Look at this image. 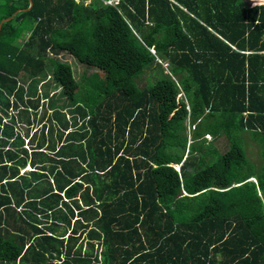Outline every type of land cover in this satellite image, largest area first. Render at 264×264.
Returning <instances> with one entry per match:
<instances>
[{"label":"trees","instance_id":"1","mask_svg":"<svg viewBox=\"0 0 264 264\" xmlns=\"http://www.w3.org/2000/svg\"><path fill=\"white\" fill-rule=\"evenodd\" d=\"M6 19L0 264H264V6L0 0ZM47 105L29 155L4 116Z\"/></svg>","mask_w":264,"mask_h":264},{"label":"rangeland","instance_id":"2","mask_svg":"<svg viewBox=\"0 0 264 264\" xmlns=\"http://www.w3.org/2000/svg\"><path fill=\"white\" fill-rule=\"evenodd\" d=\"M115 2L116 1H114L113 3H115ZM49 56L51 58L54 57V58H57L58 60H61V61L66 62L67 64H70L72 66V69L74 71L75 78H76V80H77L78 83H83L85 81L84 78H83V76H87L88 77V76H91L93 73L98 72L96 69L88 68V67L83 66L75 58H73L72 56H70L69 54H66V53H60V54L49 53ZM164 65H165L164 67L167 66L166 64H164ZM49 76L52 77V73H49L47 79L50 78ZM21 81L23 82V80H21ZM50 83H52V81ZM24 85H26V84H24ZM59 90H60V93H61L62 90L61 89H59ZM41 91L44 94L46 91L48 92V89H45L44 86H43L41 88ZM51 100H52V98H51ZM58 103H59V105L55 102L56 107L58 106V108H56V109L61 110L63 112H66V110H67V113H63V114L66 115V119L67 120L68 119H71L70 121L73 123L74 122L73 121L74 116L71 113H69V110L66 107H64V106L62 107V103L60 101ZM46 109H49V105H47L46 107L42 108L41 111H40V113H30V114H26V116L25 115H22L21 117H19V115H17V113H9L8 116H4L5 117V120L3 121V124L10 123L11 122V118L12 117H15V116H16L17 122L20 121V118L23 119L22 120V122L24 123L23 125H14V126H16V128H18V130L21 133L22 137L24 136V139H25V149L28 151L29 155L32 152V148H33V147H31V143L28 142L30 140L31 132H34L35 136H38L43 126L44 127L45 126L46 127L50 126L49 125V121L50 120H48V118H50V116L52 115V113H49V112L43 113V112L46 111ZM26 117L27 118L29 117L30 120L32 121V123L30 125H28L26 123V120H27ZM54 119H55L54 120V125H56L57 128L59 126L61 127V123H59L58 120H56V118H54ZM44 121L47 124H45ZM51 121H52L51 123H53V120L52 119H51ZM28 132L30 133L29 136H27V133ZM14 133H18V132L15 131ZM66 133H67V131L65 132V134ZM57 134H58V132L55 130L54 131V137ZM208 139L209 138H207V140ZM216 144H217V146L221 150H227V141H226V139L222 138L219 141H217ZM247 148H248V153H249L250 159L253 160L254 162L258 163V161H259L258 147L255 144H253L251 141H249V143H247ZM25 168L26 169L20 171V174L21 175L23 173H25L26 171H31L32 170L31 164H29V166L27 165ZM81 181H83V180L81 179ZM83 183H85V181H83ZM87 187L88 186L85 185L84 186V189H86ZM85 247L87 248V245ZM97 248L99 249V253L101 254L102 247L101 246H99V247L97 246L96 249ZM102 254H101V259H102V256H103ZM99 259H100V257H99Z\"/></svg>","mask_w":264,"mask_h":264},{"label":"water","instance_id":"3","mask_svg":"<svg viewBox=\"0 0 264 264\" xmlns=\"http://www.w3.org/2000/svg\"><path fill=\"white\" fill-rule=\"evenodd\" d=\"M242 2L244 3V5L246 6V7H248V8H252L253 7V0H242ZM10 19H6V20H4V21H2V23H1V25H0V31H1V26H2V24L4 23V22H7V21H9Z\"/></svg>","mask_w":264,"mask_h":264},{"label":"built area","instance_id":"4","mask_svg":"<svg viewBox=\"0 0 264 264\" xmlns=\"http://www.w3.org/2000/svg\"><path fill=\"white\" fill-rule=\"evenodd\" d=\"M253 1H254V2H253V7L264 5V3H256L255 0H253ZM88 2H90V1H88ZM108 3H112V2H108Z\"/></svg>","mask_w":264,"mask_h":264},{"label":"clouds","instance_id":"5","mask_svg":"<svg viewBox=\"0 0 264 264\" xmlns=\"http://www.w3.org/2000/svg\"><path fill=\"white\" fill-rule=\"evenodd\" d=\"M262 6H264V5H262ZM253 8V7H252ZM4 120H5V118H4ZM3 120V121H4ZM17 131V130H16ZM18 133H19V131H17ZM34 135V132H31V135H30V139L32 138V136Z\"/></svg>","mask_w":264,"mask_h":264},{"label":"crops","instance_id":"6","mask_svg":"<svg viewBox=\"0 0 264 264\" xmlns=\"http://www.w3.org/2000/svg\"><path fill=\"white\" fill-rule=\"evenodd\" d=\"M256 2H257V3H263V2H262V1H260V0H257Z\"/></svg>","mask_w":264,"mask_h":264},{"label":"bare ground","instance_id":"7","mask_svg":"<svg viewBox=\"0 0 264 264\" xmlns=\"http://www.w3.org/2000/svg\"><path fill=\"white\" fill-rule=\"evenodd\" d=\"M255 1H257V0H255ZM260 1H262L263 3H264V0H260ZM257 3V2H256Z\"/></svg>","mask_w":264,"mask_h":264}]
</instances>
